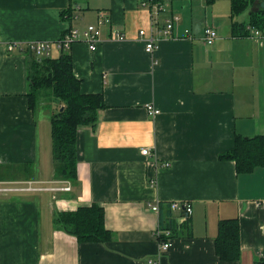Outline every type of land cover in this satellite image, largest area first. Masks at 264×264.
<instances>
[{"label": "crops", "instance_id": "0c3cea01", "mask_svg": "<svg viewBox=\"0 0 264 264\" xmlns=\"http://www.w3.org/2000/svg\"><path fill=\"white\" fill-rule=\"evenodd\" d=\"M158 1L164 10L152 0H0V181L19 185L64 179L55 177L53 139L38 117L43 107H29L33 54L8 45L54 42L106 18L96 50L81 40L67 50L81 90L103 94L106 103L95 126L79 128L78 182L71 191L0 192V264L264 259V166L238 173L235 160L220 157L237 135L264 134V36L231 34L254 5L232 18L230 0ZM175 15L170 33H162ZM208 25L218 31L211 45L203 39ZM142 28L157 38L152 54ZM149 103L160 113L151 115ZM173 201L191 203V213L172 210L174 229L189 221L191 234L174 235L163 250L159 227ZM93 202L104 207L110 240L81 242L55 226V212ZM156 202L158 211L151 208ZM232 217L239 218L242 256L227 261L215 238L219 221Z\"/></svg>", "mask_w": 264, "mask_h": 264}, {"label": "trees", "instance_id": "16d2710c", "mask_svg": "<svg viewBox=\"0 0 264 264\" xmlns=\"http://www.w3.org/2000/svg\"><path fill=\"white\" fill-rule=\"evenodd\" d=\"M230 1L232 18L254 5L246 21L233 22L231 34L233 36L247 35L254 28L260 30L264 36V0ZM67 50L69 48H62L58 57L32 56L28 74L30 90L27 97L29 107L33 111L40 107L50 110L55 177L70 180L75 184L79 178V128L82 125L95 126L98 111L104 108L106 103L103 94L85 93L81 90V80L74 73L72 56ZM56 103L59 104L58 109H56ZM220 157L235 160L238 173H250L258 167H263L264 134L248 137L237 135L234 145L220 153ZM168 207L167 221L164 222L161 218L159 240L164 241L168 237L172 238L179 234L190 235L189 221L183 225L180 232L178 228L174 229L171 203H168ZM54 224L81 242H106L112 237L111 231L105 225L104 207L95 202L75 210L55 212ZM165 229L170 230L172 236L167 237L163 232ZM240 232L238 217L223 218L219 221L215 243L216 253L220 259L227 261L241 259ZM256 264H264V259L256 261Z\"/></svg>", "mask_w": 264, "mask_h": 264}, {"label": "built area", "instance_id": "2783aa9c", "mask_svg": "<svg viewBox=\"0 0 264 264\" xmlns=\"http://www.w3.org/2000/svg\"><path fill=\"white\" fill-rule=\"evenodd\" d=\"M153 5L156 6L157 11L164 10V2L158 1V0H152ZM106 19V18H104ZM104 19H100L98 24H90L87 25L85 28H73L67 33H65L62 37H60L56 41H48V40H38L35 42H29L25 46L21 44L20 42L13 41L8 45L9 50H13L16 48H21L22 50H26L27 52L35 55L38 58H44V57H52L54 54V51L56 49H59L60 51L62 48H70L71 45L76 41H85L89 44V47L91 50H96L98 43L100 42L101 37V25L104 23ZM180 17L175 15L172 19L167 21L166 26L160 30L164 34H169L171 29L174 26V23L179 20ZM253 35H263L262 32L258 29H251ZM139 34L143 41L145 42V49L148 53H154L156 47H157V38L154 34V32L149 29L146 30L145 28H142L139 30ZM117 37L120 39H124L125 35L123 33L118 34ZM218 37V31L217 28H215L212 25H208L204 29V41L206 44L211 45ZM148 112L151 115H157L160 113V109L157 108L152 103L147 104ZM150 149L148 147L142 149V153L144 155L150 154ZM166 166L170 165V162H165ZM26 185H19L16 183H8L0 181V192L1 193H15V192H33V191H71L72 190V182L70 180H64L62 182L59 181H53L51 184L46 185H40V183H35L32 181H28L27 183H24ZM63 184V185H59ZM160 207V204L158 202L152 204L151 208L154 211H158ZM172 209L177 208H184L188 213L192 212V205L190 202H178L173 201L171 202ZM160 234V232H158ZM165 235L168 237L171 235L170 231H165ZM172 236V235H171ZM172 245V238L168 237L166 240L161 241L160 248L163 250H167ZM156 261L153 259H150L147 264H155Z\"/></svg>", "mask_w": 264, "mask_h": 264}, {"label": "rangeland", "instance_id": "374dc122", "mask_svg": "<svg viewBox=\"0 0 264 264\" xmlns=\"http://www.w3.org/2000/svg\"><path fill=\"white\" fill-rule=\"evenodd\" d=\"M256 6H257V5H255V7H256ZM237 15H238V14H237ZM244 16H246L245 13L241 12V13H239L238 18H241V17H244ZM56 104H57V108H56V109H58L59 104H58V103H56ZM42 110H45L44 112H45L46 114H49V115H50V110H49V109H46V108L43 107L42 109L39 110V112H38V117H39V119L43 122V124L46 125V126H44L43 128H45L47 132H50L51 137H52V126H51V123H49V122H47V121L44 120V119H45V118H44L45 114H44V112H43ZM49 128H51V130H49ZM71 182H72V181H71Z\"/></svg>", "mask_w": 264, "mask_h": 264}]
</instances>
